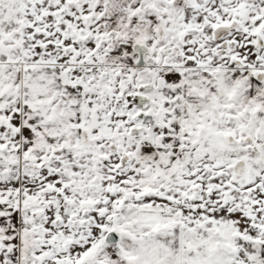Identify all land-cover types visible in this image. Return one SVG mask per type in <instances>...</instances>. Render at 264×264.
<instances>
[{
  "label": "snow or ice",
  "instance_id": "snow-or-ice-1",
  "mask_svg": "<svg viewBox=\"0 0 264 264\" xmlns=\"http://www.w3.org/2000/svg\"><path fill=\"white\" fill-rule=\"evenodd\" d=\"M0 264H264V0H0Z\"/></svg>",
  "mask_w": 264,
  "mask_h": 264
}]
</instances>
